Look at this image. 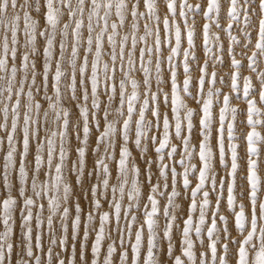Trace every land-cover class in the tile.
<instances>
[{"label":"snow or ice","instance_id":"snow-or-ice-1","mask_svg":"<svg viewBox=\"0 0 264 264\" xmlns=\"http://www.w3.org/2000/svg\"><path fill=\"white\" fill-rule=\"evenodd\" d=\"M258 129L264 0H0V264H264Z\"/></svg>","mask_w":264,"mask_h":264},{"label":"rangeland","instance_id":"rangeland-1","mask_svg":"<svg viewBox=\"0 0 264 264\" xmlns=\"http://www.w3.org/2000/svg\"><path fill=\"white\" fill-rule=\"evenodd\" d=\"M225 71H226V69H225ZM258 131H261V133L264 134V129H258ZM262 176H264V173H262ZM18 224H19V221L17 220V226H18Z\"/></svg>","mask_w":264,"mask_h":264}]
</instances>
